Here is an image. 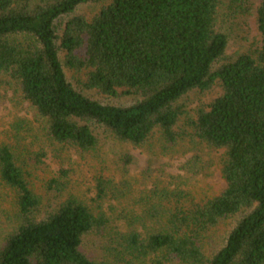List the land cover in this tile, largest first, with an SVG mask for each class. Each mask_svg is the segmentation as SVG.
Returning a JSON list of instances; mask_svg holds the SVG:
<instances>
[{
    "label": "trees",
    "instance_id": "16d2710c",
    "mask_svg": "<svg viewBox=\"0 0 264 264\" xmlns=\"http://www.w3.org/2000/svg\"><path fill=\"white\" fill-rule=\"evenodd\" d=\"M102 1L0 0V80L18 87L51 141L85 152L99 145L96 129L135 147L156 131L174 144L181 100L220 83L222 96L194 127L201 142L225 151L227 187L202 203L181 189L155 190L162 231L125 235L110 249L113 260L100 261L85 245L108 218L75 197L45 212L12 148L0 144V179L16 196L0 264H264V0L261 49L224 64L228 37L216 29L223 0H113L92 19L77 16ZM65 65L87 72V90L133 102L92 99L69 81ZM104 195L100 182L98 198ZM231 220L219 248L215 233Z\"/></svg>",
    "mask_w": 264,
    "mask_h": 264
},
{
    "label": "rangeland",
    "instance_id": "374dc122",
    "mask_svg": "<svg viewBox=\"0 0 264 264\" xmlns=\"http://www.w3.org/2000/svg\"><path fill=\"white\" fill-rule=\"evenodd\" d=\"M112 1L84 6L77 16L92 19ZM260 3L261 0H240L237 4L223 0L216 26L228 37L222 64L235 62L244 55L256 57L261 49L262 37L257 24ZM241 4L246 12L236 13ZM61 57L65 63V54L61 53ZM65 66L73 86L92 99L116 105L133 102V98L127 96L109 98L87 90L84 86L87 72ZM222 94L221 85L217 83L208 91H197L181 100L183 114L175 127L177 141L174 144L156 131L147 145L135 147L105 130L96 129L99 145L85 152L51 141L30 105L22 99L18 87L3 78L0 80V144L12 148L32 190L41 198L45 212L75 197L97 215L104 214L108 218L106 230L91 236L85 251L93 259L113 260L114 252L110 249L119 248L123 236L136 231L147 238L162 231L163 226L153 217V207L157 204L153 196L155 190L181 189L202 203L226 189L222 172L225 151L201 142L194 127L199 112L208 110ZM54 181L61 185L60 192L56 191L57 187L51 190ZM100 182L105 188L102 199L98 198ZM15 213L16 196L0 179V242L11 231L10 219ZM234 227L232 220L221 225L215 233V245L220 248Z\"/></svg>",
    "mask_w": 264,
    "mask_h": 264
}]
</instances>
